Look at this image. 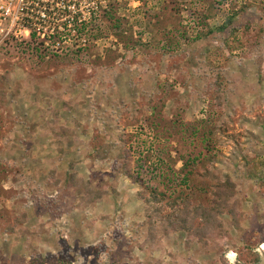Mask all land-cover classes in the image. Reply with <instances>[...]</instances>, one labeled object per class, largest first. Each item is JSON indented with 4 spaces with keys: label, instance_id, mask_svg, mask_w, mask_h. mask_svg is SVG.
I'll use <instances>...</instances> for the list:
<instances>
[{
    "label": "rangeland",
    "instance_id": "obj_1",
    "mask_svg": "<svg viewBox=\"0 0 264 264\" xmlns=\"http://www.w3.org/2000/svg\"><path fill=\"white\" fill-rule=\"evenodd\" d=\"M192 1L98 0L91 24L108 25L102 11L112 8L123 37L103 30L95 41L85 37L80 52L40 55L25 50L27 40L0 45V264H256L254 253L264 264V61L258 74L247 50L233 52L232 65L215 57L228 32L191 46L179 36L217 26L240 4L247 11L238 21L255 33L264 0H208L201 21L191 15L203 7ZM165 34L179 48L159 49ZM216 70L224 75L218 107ZM198 155H212L208 171L235 184L236 215L220 214L222 227L205 242L160 228L149 234L148 197H139L146 189L126 171L166 191L168 175H182ZM68 174L105 185L106 194L87 204L64 184Z\"/></svg>",
    "mask_w": 264,
    "mask_h": 264
},
{
    "label": "trees",
    "instance_id": "obj_2",
    "mask_svg": "<svg viewBox=\"0 0 264 264\" xmlns=\"http://www.w3.org/2000/svg\"><path fill=\"white\" fill-rule=\"evenodd\" d=\"M208 0H193L191 3H198L197 5H201V3L207 4V10L209 11L211 4L207 2ZM224 0H217L215 3L221 6ZM203 5V4H202ZM201 5V6H202ZM203 7V6H202ZM230 7V12L227 16H224L222 21L215 27H208L207 23H200L202 27H204V31H196L193 33V37L187 39L186 34L188 31L182 30L180 32V37L184 40H189V44L194 45L198 41L202 39H207L210 35L214 33H226L228 32V36L221 41L219 49L216 52H213L215 57H220L222 62L229 63L232 65L234 63L233 60V52L239 49L247 50L248 53L253 56L254 65L257 67V73L262 74V62L264 61V44L262 42V36L259 34L264 33V26L259 25V30H256L255 33H251L254 31V27H252L249 23H240L238 20L241 16L246 14L247 6L244 4H240V6L235 9ZM220 10V8H218ZM200 10V9H198ZM205 8L203 7L200 11H193L191 17H195L197 20L201 21L200 17L206 16L204 15ZM116 10L113 11L112 8L110 10L102 11L101 18L108 22V27L100 25L91 24L93 21H90V24H86L83 27V34L86 38L95 41L103 35V30L109 33H112L118 38L122 39L123 30L120 29L121 26L119 24V19L116 17ZM216 12V11H215ZM218 14V12L214 13ZM208 16V15H207ZM190 17V22H193V18ZM205 18V17H204ZM199 24V23H197ZM104 29L101 30V28ZM102 31V32H101ZM192 32V30L190 29ZM175 32V30H172ZM167 34L164 35V43L159 49L169 51L174 48H179L180 43L176 42L174 45L172 44V40H167ZM7 43H12L14 41H6ZM25 45V50L33 51L35 53H39L41 55L42 50L40 45L34 40L32 36L31 39L27 41H23ZM138 43H134V46H137ZM226 49V54L220 51L221 49ZM87 50V48H84ZM83 49V51H84ZM80 52V51H78ZM221 52V53H220ZM218 54V56H217ZM224 78L223 72L216 70L215 79L213 84L215 86L213 97L215 99L217 107L218 101L223 98V87L221 80ZM193 132L194 135L198 134L199 131ZM203 134L205 137L206 143L212 136V128L210 129L208 125H206ZM108 150L104 152L106 155ZM101 154V153H100ZM103 154V153H102ZM213 157L205 156L201 158V155L193 157L190 161H185L182 167L181 174H176V177L169 178L168 175L167 182L169 183V188L166 191H156V188H149L146 185V182L142 180V178L138 175V173H130V171H126L128 178L138 183L141 187H143L144 192L139 194V197H148L144 198V202L146 203L145 209V218L146 225H148L149 234H153L156 231V228H160L161 232H181L189 235L201 242L206 241L207 234L213 228L218 229L222 227V221L219 219L220 214L227 213L228 215L235 216L238 210V200L236 199L237 191L235 188V184L231 182V180H221L215 175L211 174L206 165L213 162ZM189 167L188 171H185ZM198 169H202V172H199ZM127 170V169H126ZM169 172L174 173L172 168L169 167ZM185 172V173H184ZM161 176V175H160ZM177 185L181 188L184 186V189H180L177 191L176 189H170L173 185ZM64 184L66 186H75L78 191V195L84 193L86 197L87 204H95L100 202L103 196L106 194L104 192L105 185H100V187H96L93 181H82L76 178L75 174H68L65 176ZM146 191V192H145ZM148 196H145V193ZM169 193V194H168ZM199 197L204 198L205 203L201 202L198 205L192 204V198ZM82 198V196H81ZM238 218L235 221H232L237 227L240 221V216L237 215ZM199 221V224H197ZM158 222V224H157ZM156 224L158 225L156 227ZM254 263L259 262V257L256 253H254L253 257ZM29 264H35L31 262Z\"/></svg>",
    "mask_w": 264,
    "mask_h": 264
},
{
    "label": "built area",
    "instance_id": "obj_3",
    "mask_svg": "<svg viewBox=\"0 0 264 264\" xmlns=\"http://www.w3.org/2000/svg\"><path fill=\"white\" fill-rule=\"evenodd\" d=\"M0 0V45L34 37L42 51L62 56L85 47L84 25L95 21L98 0Z\"/></svg>",
    "mask_w": 264,
    "mask_h": 264
},
{
    "label": "crops",
    "instance_id": "obj_4",
    "mask_svg": "<svg viewBox=\"0 0 264 264\" xmlns=\"http://www.w3.org/2000/svg\"><path fill=\"white\" fill-rule=\"evenodd\" d=\"M115 201V197L112 198ZM105 200V201H104ZM107 198H104L103 201L106 202Z\"/></svg>",
    "mask_w": 264,
    "mask_h": 264
},
{
    "label": "water",
    "instance_id": "obj_5",
    "mask_svg": "<svg viewBox=\"0 0 264 264\" xmlns=\"http://www.w3.org/2000/svg\"><path fill=\"white\" fill-rule=\"evenodd\" d=\"M262 254L264 255V251H262ZM233 264H240V263L239 262H234Z\"/></svg>",
    "mask_w": 264,
    "mask_h": 264
},
{
    "label": "flooded vegetation",
    "instance_id": "obj_6",
    "mask_svg": "<svg viewBox=\"0 0 264 264\" xmlns=\"http://www.w3.org/2000/svg\"><path fill=\"white\" fill-rule=\"evenodd\" d=\"M262 250H264V248L262 247ZM259 264V263H258Z\"/></svg>",
    "mask_w": 264,
    "mask_h": 264
},
{
    "label": "bare ground",
    "instance_id": "obj_7",
    "mask_svg": "<svg viewBox=\"0 0 264 264\" xmlns=\"http://www.w3.org/2000/svg\"><path fill=\"white\" fill-rule=\"evenodd\" d=\"M263 248H264V246H263ZM262 251H264V250H262Z\"/></svg>",
    "mask_w": 264,
    "mask_h": 264
}]
</instances>
